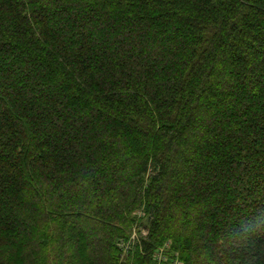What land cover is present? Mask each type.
Wrapping results in <instances>:
<instances>
[{
    "label": "trees",
    "instance_id": "1",
    "mask_svg": "<svg viewBox=\"0 0 264 264\" xmlns=\"http://www.w3.org/2000/svg\"><path fill=\"white\" fill-rule=\"evenodd\" d=\"M262 169L264 0H0V264H264Z\"/></svg>",
    "mask_w": 264,
    "mask_h": 264
},
{
    "label": "rangeland",
    "instance_id": "2",
    "mask_svg": "<svg viewBox=\"0 0 264 264\" xmlns=\"http://www.w3.org/2000/svg\"><path fill=\"white\" fill-rule=\"evenodd\" d=\"M64 35H65V38L69 37L68 33L67 34H64ZM19 68H20V71L21 72L26 71V69L23 66H21V67L19 66ZM19 80H22V79H19V77L17 76V79L15 81V88L16 89H19V87H21L20 83H18ZM41 90L42 89H39L38 91H41ZM205 125H207V122L205 123ZM231 148H230V152H231ZM228 153H229V151H226V152L225 151H222L219 154L221 156H227ZM219 158H220V156L218 157V159ZM245 159H247V157H245L244 159H236L235 160V163L237 165H239L240 163H242L243 161H245ZM234 168H236V167L234 166L233 169ZM110 173L112 174L114 172L111 171ZM258 174H261L264 177V169L260 170L258 172ZM217 175H218V177H220L221 182L224 183V184L231 181V180L228 179V177L221 176V175H219V173L216 174V172H215V173H211L210 175L208 174V177L202 178L203 179V182H205V183L213 182V183H215V185H218V182L215 180V177H217ZM119 176L120 175H118V174L117 175L115 174L114 176L112 175V177H111L112 181H115V180L117 181V178L119 179ZM210 204H212L211 201L207 202V204H205L203 207L204 208H207ZM241 224L247 230L248 227L245 226L244 223H241ZM145 234H146V230L145 229H140V228L137 227V225H135L133 228H131V230H129L127 232L126 239L123 240V241L122 240L119 241V243L117 245L119 246V249L121 251V252H119L120 253L119 254V258L122 259L121 262H125L127 260V257L126 256L129 254V252L130 251L133 252L136 249V247L139 246V242H138L139 236H141V235L142 236H145ZM171 246H172V243L171 242H168V247L167 246H164V245L163 246H159L157 248V251H158L157 253H162L163 254V252L165 250H171L172 249ZM170 252L172 254H175V252H172V251H170ZM156 262H157V264L159 263L158 260H156ZM165 264H169V262L166 260Z\"/></svg>",
    "mask_w": 264,
    "mask_h": 264
},
{
    "label": "built area",
    "instance_id": "3",
    "mask_svg": "<svg viewBox=\"0 0 264 264\" xmlns=\"http://www.w3.org/2000/svg\"><path fill=\"white\" fill-rule=\"evenodd\" d=\"M166 246L168 247V244ZM156 258L158 259L159 264H163V261H165L164 252H163V254L162 253H158ZM174 264H182V263L179 260H175Z\"/></svg>",
    "mask_w": 264,
    "mask_h": 264
}]
</instances>
